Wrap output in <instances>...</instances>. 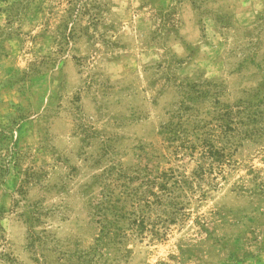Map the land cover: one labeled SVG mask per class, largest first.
<instances>
[{"label": "rangeland", "instance_id": "374dc122", "mask_svg": "<svg viewBox=\"0 0 264 264\" xmlns=\"http://www.w3.org/2000/svg\"><path fill=\"white\" fill-rule=\"evenodd\" d=\"M0 264H264V0H0Z\"/></svg>", "mask_w": 264, "mask_h": 264}, {"label": "trees", "instance_id": "16d2710c", "mask_svg": "<svg viewBox=\"0 0 264 264\" xmlns=\"http://www.w3.org/2000/svg\"><path fill=\"white\" fill-rule=\"evenodd\" d=\"M229 130H231L229 128ZM208 154L213 156L219 155V151L214 149L213 146H210V149L206 151ZM145 177L144 180L140 181L141 190L137 189V192L139 194L133 193L130 186H125L128 190V196L133 195L136 198H140L139 203H142L141 208L139 210V217L137 220H134L135 225L138 228L139 233H143L144 231L148 230L147 225L152 228L150 231L153 236L162 237L165 234V230L167 229L166 224H172L175 223V221L178 220L177 216L181 215L183 216L184 213H180V211L183 209V207L180 206V203L177 202H169L167 201V205L172 207V210L167 212L166 210H155L153 208L154 204H158L160 206L162 203L160 202V198L166 195H171L173 193L172 186H168V182L164 181L159 184H157L152 179L148 178L147 175L143 176ZM156 179H164V180H170L173 183V187L175 184L176 186L181 187L185 181L179 180L177 178H174V176H168L166 173H162L156 177ZM142 187L144 189L142 190ZM151 188V189H150ZM155 188H157L159 194L155 192ZM168 193V194H167ZM174 194V193H173ZM149 197H152L153 200H150ZM140 205V204H139ZM143 206V208H142ZM149 212H152L155 216V220H150ZM142 213V214H140ZM151 221V222H148ZM158 227V225H160Z\"/></svg>", "mask_w": 264, "mask_h": 264}]
</instances>
